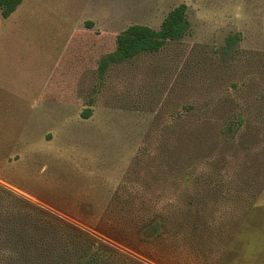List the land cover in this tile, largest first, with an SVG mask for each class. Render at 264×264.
<instances>
[{"label": "rangeland", "instance_id": "1", "mask_svg": "<svg viewBox=\"0 0 264 264\" xmlns=\"http://www.w3.org/2000/svg\"><path fill=\"white\" fill-rule=\"evenodd\" d=\"M182 3V40L99 80L97 63L117 34L131 25L158 30ZM233 35L240 39L226 55ZM188 106L212 112L177 121ZM263 107L264 0H23L0 16V187L145 264L156 263L101 236L99 219L123 183L147 200L172 198L175 182L155 177L157 150L174 138L167 129L207 123L216 132L228 111L233 121L248 117V128L229 149L218 140L196 168L223 158L236 190L263 185L251 189L255 198L216 264H264Z\"/></svg>", "mask_w": 264, "mask_h": 264}, {"label": "trees", "instance_id": "2", "mask_svg": "<svg viewBox=\"0 0 264 264\" xmlns=\"http://www.w3.org/2000/svg\"><path fill=\"white\" fill-rule=\"evenodd\" d=\"M22 1L0 0V16L9 18ZM186 12L187 6L182 3L167 13L158 30L131 25L117 34L113 49L97 63L99 80L113 66L141 54L157 53L167 43L182 40L189 32ZM239 39V35L229 36L223 52L231 54ZM186 109L178 114L177 121L199 117L198 110L206 118L212 112L195 106ZM90 113L85 110L82 115L89 117ZM232 116V111L223 112L224 124L216 132L207 123L189 127L174 122L167 129L173 141L157 150L161 174L155 175L175 182L172 198L147 200L141 191L123 183L113 194L96 231L156 264H216L235 233L238 219L255 198L251 189L258 194L263 185L260 180L249 181L236 190L226 180L228 166L220 163L223 158L215 161L211 156L204 172L196 168L218 140L229 149L239 130L248 128V117L238 115L233 121ZM260 117L264 119V114ZM259 126L264 130V120ZM202 181L207 188L201 186ZM0 264L145 263L0 187Z\"/></svg>", "mask_w": 264, "mask_h": 264}]
</instances>
